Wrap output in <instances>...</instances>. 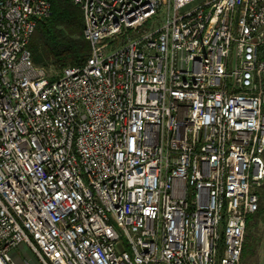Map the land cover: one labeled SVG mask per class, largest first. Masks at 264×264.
Wrapping results in <instances>:
<instances>
[{"label": "built area", "instance_id": "obj_1", "mask_svg": "<svg viewBox=\"0 0 264 264\" xmlns=\"http://www.w3.org/2000/svg\"><path fill=\"white\" fill-rule=\"evenodd\" d=\"M74 3L90 56L50 77L51 4L0 0V264H242L264 0Z\"/></svg>", "mask_w": 264, "mask_h": 264}, {"label": "trees", "instance_id": "obj_2", "mask_svg": "<svg viewBox=\"0 0 264 264\" xmlns=\"http://www.w3.org/2000/svg\"><path fill=\"white\" fill-rule=\"evenodd\" d=\"M51 4L53 15L40 23L29 49L37 66L52 63L58 69L84 64L91 46L84 35V18L74 0H45ZM260 198V197H259ZM252 216L249 223L254 219ZM248 228V226H247Z\"/></svg>", "mask_w": 264, "mask_h": 264}, {"label": "rangeland", "instance_id": "obj_3", "mask_svg": "<svg viewBox=\"0 0 264 264\" xmlns=\"http://www.w3.org/2000/svg\"><path fill=\"white\" fill-rule=\"evenodd\" d=\"M119 45L120 43L117 42L116 46ZM41 67H44L47 70L50 77H54L62 71V69H58L52 63H47L46 66ZM257 194L260 197L259 211L247 228L242 264H264V261L260 260V255L256 250L257 241H253L255 238H259L262 234L263 224L261 223V227H259L258 224L260 225V222H262V219L264 218V181L261 187L257 190Z\"/></svg>", "mask_w": 264, "mask_h": 264}, {"label": "crops", "instance_id": "obj_4", "mask_svg": "<svg viewBox=\"0 0 264 264\" xmlns=\"http://www.w3.org/2000/svg\"><path fill=\"white\" fill-rule=\"evenodd\" d=\"M257 222V221H256ZM261 223L263 224L262 225V234L261 236L258 238H253L254 240L253 241H257L256 244V250L257 252L259 253L260 255V260L264 261V218L262 219V222H260V225L258 224L259 227H261Z\"/></svg>", "mask_w": 264, "mask_h": 264}]
</instances>
